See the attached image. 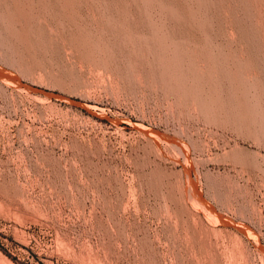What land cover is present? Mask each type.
I'll list each match as a JSON object with an SVG mask.
<instances>
[{
	"label": "rangeland",
	"instance_id": "374dc122",
	"mask_svg": "<svg viewBox=\"0 0 264 264\" xmlns=\"http://www.w3.org/2000/svg\"><path fill=\"white\" fill-rule=\"evenodd\" d=\"M0 264H264V0H0Z\"/></svg>",
	"mask_w": 264,
	"mask_h": 264
},
{
	"label": "bare ground",
	"instance_id": "6f19581e",
	"mask_svg": "<svg viewBox=\"0 0 264 264\" xmlns=\"http://www.w3.org/2000/svg\"><path fill=\"white\" fill-rule=\"evenodd\" d=\"M19 24V23H18Z\"/></svg>",
	"mask_w": 264,
	"mask_h": 264
}]
</instances>
